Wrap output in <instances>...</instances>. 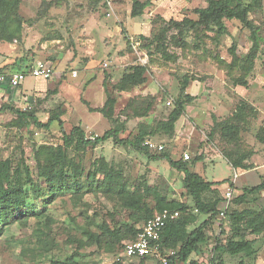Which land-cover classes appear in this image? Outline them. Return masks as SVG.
I'll list each match as a JSON object with an SVG mask.
<instances>
[{"label":"rangeland","instance_id":"obj_1","mask_svg":"<svg viewBox=\"0 0 264 264\" xmlns=\"http://www.w3.org/2000/svg\"><path fill=\"white\" fill-rule=\"evenodd\" d=\"M131 2L19 0L8 22L0 20V35L11 33L16 37L11 42L0 40V69H14L20 62H48L55 69L42 86L38 83L42 79L35 82L26 77L18 89L0 97V107L31 111L41 123L55 114L62 120V128L57 121L44 127L9 109L0 111V166L14 176L27 165L32 177L45 187L43 178L38 179L37 164L45 161L51 149L61 147L68 158L80 161L84 176L104 159L148 207L155 203L156 195L187 204L186 211L198 218L189 226L192 228L206 215L194 208L182 184L183 172L166 159L148 158L129 144L111 138L95 147L81 148L75 139L68 144L64 136L74 126L81 127L89 139L113 127L119 129L118 137L127 139L147 130L151 134L146 139L162 143L163 151L172 159L185 162L206 180L220 183L214 186L220 194L231 187L236 197L244 187L258 184L264 178V0L256 4L244 0L258 42L251 62V30L237 19H223L227 33L220 36L214 28L205 27L191 29L182 36L170 26L159 46L149 43L169 19L197 20L195 9L206 7V0H151L136 17L130 14ZM180 38L185 45L177 42ZM134 65L145 68V81L128 91L115 90L113 85ZM183 81V94L193 99L170 130L164 122ZM239 81L245 85L237 84ZM107 94L116 99L111 119L97 110L104 105ZM239 106L243 108L240 113ZM184 152L189 153L188 160L183 158ZM228 156L245 157L243 163L250 164V168L232 167ZM235 170L240 174L239 186L236 179L232 184ZM263 193L247 194L246 202L232 203L229 209H262ZM27 203L41 215L0 222V264H64L71 259L76 264H111L121 256L119 243L110 251L112 239L105 238L97 245L85 231L100 234L102 224L110 229L142 225V221L134 223L140 214L137 209L123 208L117 196L98 190L79 197L65 193L45 206L42 199L28 198ZM228 225L217 215L205 228L204 248L192 253L187 261L208 264L216 238L224 242ZM42 240L48 244L44 246ZM158 249L161 255L171 251ZM223 259L226 264H237L240 257L224 254ZM138 261L126 259L129 263ZM244 261L264 264V244L256 257ZM145 264H157L156 257L145 259Z\"/></svg>","mask_w":264,"mask_h":264},{"label":"trees","instance_id":"obj_2","mask_svg":"<svg viewBox=\"0 0 264 264\" xmlns=\"http://www.w3.org/2000/svg\"><path fill=\"white\" fill-rule=\"evenodd\" d=\"M131 1L130 14L133 17L140 16L143 10L151 3V0ZM206 1V7L195 9V13L198 15L197 20H192L187 17L181 21L169 19L165 22L166 26L163 27L160 33L149 38V43L156 42L159 46L158 43L160 42L161 44L165 30L170 26L177 29L178 33L182 34V36L189 30L199 29L200 27L214 28L216 35L220 36L221 34L227 33L223 19H237L251 30L252 46L248 54V57H251L249 60L251 62L258 48V42L255 27L247 16L249 8L245 5L244 0ZM259 1L254 0L255 4L259 3ZM18 3L19 0H0L1 22H8L11 12H16ZM14 38H16L15 35L11 33L8 35H0V40L4 39L9 42L14 40ZM143 39H148V37H143ZM126 42L129 44V40L126 39ZM177 42H182L181 46L185 45L183 38H180ZM161 52L166 54L164 49H161ZM23 64L20 62L14 69L8 71L0 69V72L25 71L31 66V64ZM144 72L145 68L143 66L134 65L131 71L124 72L119 81L113 85V88L119 92L130 90L145 81ZM237 84L244 86L245 82L239 81ZM185 88L186 83L183 81L180 86V93L174 102V108L164 122V126L170 130L174 129L175 122L185 112V105L189 104L193 99L192 95L183 94ZM115 102L116 99L107 94L104 105L100 109H97L98 112L106 118L111 119ZM4 109L16 112L19 116L28 118L39 126L48 127L51 122L57 121L62 128V120L56 114L49 116L46 123H41L31 111L23 112L4 105L0 107V111ZM242 110L243 108L239 106L238 112L240 113ZM119 132L117 127H113L106 130L102 135H97L89 139L81 127L74 126L64 138L68 144L75 139V142L81 148L95 147L98 143L111 138L116 143L129 144L132 148L142 152L148 158L166 159L170 166L183 172V187L191 196L194 202V208L198 214L206 215V219L202 220L198 225L189 228L198 218L197 215L186 211L187 204L185 205L178 201H167L164 197L156 195L155 203L152 207H148L142 201L139 193L131 192L128 189L127 183L122 181L120 172L109 168L104 159L97 161L94 168L84 176L80 161L68 158L64 149L58 147L57 149H51L49 151V155L43 163L38 162L37 164L38 179L40 177L43 178L46 184L45 187H41L40 183L32 177L27 165H24L23 172L20 170V172L15 173V177L10 175L7 168L3 170L0 166V222H9L28 215L40 216V211L35 210L33 205L27 203L28 198L42 199L45 206L51 203L56 197L64 195L65 193H73L79 197L89 191L98 190L105 195L117 196L123 208L137 209V212L140 214L135 217L134 223L142 221L143 224L154 213L161 212L164 209L177 210L179 213L177 218L167 222L161 230L158 240L159 247L165 250H172L177 247L175 254L169 257L168 264H197L195 261L187 260L192 253H200L204 248V244H206L207 237L205 228L212 225V220L218 215L219 204L223 199V193L220 194L218 187H214L220 183L206 180L199 173L190 170L185 162L172 159L163 151L164 149L159 151L158 154L152 155V151L142 144L147 136L151 134L150 131L140 130L133 139L120 138L118 137ZM228 157L232 167L250 168V164L243 163L245 157ZM2 165L5 166L4 163ZM98 175L101 176L97 177ZM262 190H264V178L256 185L244 187L240 195L231 198L230 205L232 203L242 204L247 201V194L259 193ZM230 205L225 211L224 219H222V221L224 220L229 223V233L225 236L223 243L216 238L211 256L207 262L208 264H226L223 259L224 254L235 257L239 256L240 260L237 264H246L244 259L256 257L264 242V207L259 210L246 207L240 210H230ZM180 210L186 211L185 214L180 213ZM141 226L136 227V224H133L122 229H110L102 224L100 234L88 230L85 233L88 239L97 245H100L101 241L105 238L112 239V244H108V250H113L115 243H119L118 250L121 251L125 242L122 243V240H133L140 231ZM221 230L224 231L225 229ZM40 233L47 235L45 230H40ZM248 235H253V237L248 238ZM45 241L42 240L44 246L48 244ZM43 250H47V248L43 247ZM145 259L148 258H139L137 263L115 260L111 264H145ZM64 264H76V261L71 259L70 261H64Z\"/></svg>","mask_w":264,"mask_h":264},{"label":"built area","instance_id":"obj_3","mask_svg":"<svg viewBox=\"0 0 264 264\" xmlns=\"http://www.w3.org/2000/svg\"><path fill=\"white\" fill-rule=\"evenodd\" d=\"M54 74L53 68L47 62H36L28 67L25 71L14 72H0V88L4 87L3 93L7 95V91L17 89L21 86L26 77H31L35 82L38 79L47 80L52 78ZM75 75V73H73ZM8 89V90H6ZM4 95H1L2 97ZM149 150L159 152L164 149L162 143L154 142L150 139H145L142 143ZM183 158L188 160L189 153L184 152ZM238 176L236 170L233 173V181ZM233 188L227 187L223 192V199L220 202L218 218L224 219L225 211L230 205L231 198L233 197ZM177 210L164 209L161 212H156L148 218L141 226L140 231L137 233L133 240H127L121 250V256L116 260L126 262L127 260L139 258H153L156 257L157 264H168L169 257L175 254V251H168L164 255L159 253L158 240L160 238L161 230L165 224L174 220L178 216Z\"/></svg>","mask_w":264,"mask_h":264},{"label":"crops","instance_id":"obj_4","mask_svg":"<svg viewBox=\"0 0 264 264\" xmlns=\"http://www.w3.org/2000/svg\"><path fill=\"white\" fill-rule=\"evenodd\" d=\"M35 63H36V62H35ZM47 63H48V62H47ZM48 64L53 68L54 73H55L54 66L51 65L50 63H48ZM39 82H41V86H42V85L45 84L46 80H40V81H38V83H39ZM17 89H18V88H17ZM3 90H4V87H1V88H0V96H1V95H5V94L3 93ZM21 91H22V90H21ZM6 94H7V93H6ZM239 177H240V174L236 177L237 186H239V184H240V182L237 181ZM234 186H236V184H234ZM263 194H264V193H263ZM263 244H264V242H263Z\"/></svg>","mask_w":264,"mask_h":264}]
</instances>
